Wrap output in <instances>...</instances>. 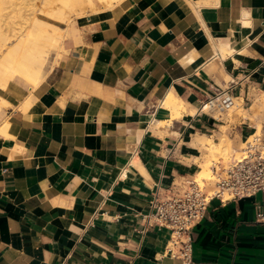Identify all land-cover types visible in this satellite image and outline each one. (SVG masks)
I'll return each instance as SVG.
<instances>
[{
  "label": "crops",
  "instance_id": "1",
  "mask_svg": "<svg viewBox=\"0 0 264 264\" xmlns=\"http://www.w3.org/2000/svg\"><path fill=\"white\" fill-rule=\"evenodd\" d=\"M69 37L37 88L9 87L0 264H182L166 254L170 230L142 216L200 171L206 140L235 146L256 130L264 0H121ZM228 88L247 117L199 112ZM262 200H213L191 231L193 264H264Z\"/></svg>",
  "mask_w": 264,
  "mask_h": 264
},
{
  "label": "built area",
  "instance_id": "2",
  "mask_svg": "<svg viewBox=\"0 0 264 264\" xmlns=\"http://www.w3.org/2000/svg\"><path fill=\"white\" fill-rule=\"evenodd\" d=\"M231 89L219 91L207 99L199 112L216 120L232 111L237 99ZM245 144L239 158L229 163H216L210 179L202 182L194 178L183 179L154 194L153 210L143 215L142 220L146 230L155 227L170 230L166 254L172 259L193 264L191 231L204 219L215 199L227 203L262 194L263 200L255 203V221L264 224V126L260 135H251Z\"/></svg>",
  "mask_w": 264,
  "mask_h": 264
},
{
  "label": "bare ground",
  "instance_id": "3",
  "mask_svg": "<svg viewBox=\"0 0 264 264\" xmlns=\"http://www.w3.org/2000/svg\"><path fill=\"white\" fill-rule=\"evenodd\" d=\"M12 1L13 0H0V11H6L2 10L5 4H16V0H14V2ZM117 1L119 0H45L44 3L48 6L47 8H53L62 4L69 11L76 13L77 17H82L87 10L98 13L101 10L111 8ZM17 5L15 6L19 8ZM45 14L46 13L40 11V9L37 10L33 7L30 18L27 19L26 23L19 28L10 30V33L6 35L5 32L2 31L3 25L1 16L3 15H1L0 12V114L3 108L10 106L8 98L10 84L12 82L25 81L37 88L47 76L49 71L47 66L48 62H50L49 59L51 54L62 47V41L65 38L67 28L60 27L54 24V22L51 23L49 22L50 20L46 21L42 17V15ZM12 15L15 14L12 12ZM48 16L62 24L69 25L71 22V19L63 11L56 14H49ZM2 35L4 36L2 37ZM173 99V96H169L168 100L166 99L167 102L165 106L172 108ZM172 110L177 115L179 114V110ZM223 141L224 142L219 143L218 146L212 144V148L213 150L217 149L219 152L221 151L226 156L229 154V147L227 144L228 142L226 140ZM209 172H211V170L208 167L202 169L199 178L207 179L210 174Z\"/></svg>",
  "mask_w": 264,
  "mask_h": 264
},
{
  "label": "rangeland",
  "instance_id": "4",
  "mask_svg": "<svg viewBox=\"0 0 264 264\" xmlns=\"http://www.w3.org/2000/svg\"><path fill=\"white\" fill-rule=\"evenodd\" d=\"M16 1H18V2H16ZM16 1H15V3H16L15 5H17V3H18L17 6H19V8H17L14 5V3H13V5L11 3H9V4H5L3 6V8H2V10H6V11H0L1 12V15H3V16L0 15L1 18H2L1 20H2V25H3L2 31L5 32L6 35H8L10 33V30L19 28L24 23H26L27 19L30 18V14L32 12L33 7H35L37 10L40 9V11L45 12L48 15L49 14L50 15L51 14H56V13H58L60 11H63L71 19V22L69 23V25H66V24H62V23L58 22L55 19H52L51 17L49 18V16L46 15V14L45 15H42V17L46 21H49L50 20L49 22H51V23L54 22V24H56V25H58L60 27H63L65 29L67 28L66 29L67 30L66 47H67V50L68 51L64 52V51H59L60 49H57L56 52H53L52 53L53 55L51 54L50 59H49L50 62H48V66H47L48 69H50L51 67H53V65L55 64V61L58 60V59H59V62H58L57 65H60L62 63V61H64L67 58L68 54L70 53L69 44H70V41L72 39H74L75 37H69V29L71 27H73V26L77 27L78 24L79 25L84 24V22L86 21V18L89 15L97 14V13L91 12L90 10H87L86 13L84 14V16L77 17V14L76 13L69 11L62 4H59V5H57V6L53 7V8H47L48 6H46L45 3H44L45 0L44 1L43 0H16ZM120 1L121 0H119L115 4H113V6L111 8H113ZM12 2H14V0ZM29 3L33 7L30 6ZM28 5H29V7H28ZM111 8H109V9H111ZM109 9L101 10L98 13L103 12V11H106V10H109ZM7 10H8V13H7ZM24 11H25V14H24ZM12 12L15 15H12ZM26 14H28V15H26ZM8 16H9V18H8ZM27 16H29V17H27ZM4 35H2V37ZM0 38H1V36H0ZM5 49H6V47H5ZM59 54H60V57H59ZM18 82L19 83H22L24 85H27V86H31L30 84H28L25 81H18ZM24 88L27 89L26 87H24ZM257 100H259V102L261 103V106H260V109H258V110H255L254 108L252 109V111L254 113L253 114V119L257 121L256 122V127L257 128L253 132L252 135H255V134L256 135H260L262 133V131H263V122H264V94L259 95V96H256V101ZM239 104L240 103L237 102L236 107H234L232 109V111L228 112L224 116L226 118H232L234 115H240V116H243V117H247L248 116V113L247 112H244L242 110V107H239L238 106ZM6 110H7V108H3V111L0 114V121L3 119V117H4L5 113H6ZM250 139H252V137ZM223 140H226L228 142L227 144H228V147H229V152H228L229 154L226 155V156L221 151L219 152V150L216 149L217 150L216 151V150H213V148H212L213 147L212 144L215 145V146H218L219 143L224 142ZM245 141L246 140L240 141V143L238 145H235L234 146L226 137H223V139H221L219 143H215L213 140H206V142L208 144L210 142L209 149H208L209 155L206 157L203 165L200 167V171H198L199 174L196 173L193 178L196 179V180H199V182H202V180H204V179H200L199 178V175L201 174L202 169L208 167L211 170V172H209L210 174H209V176H208V178L206 180L210 179L212 177V169H213V166L216 163H219V162L229 163L232 159L239 158L241 156V153L243 152L244 148L246 147Z\"/></svg>",
  "mask_w": 264,
  "mask_h": 264
}]
</instances>
